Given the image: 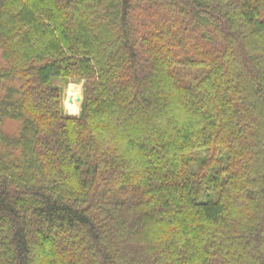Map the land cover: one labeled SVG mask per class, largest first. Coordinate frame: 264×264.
Listing matches in <instances>:
<instances>
[{"label":"trees","instance_id":"obj_1","mask_svg":"<svg viewBox=\"0 0 264 264\" xmlns=\"http://www.w3.org/2000/svg\"><path fill=\"white\" fill-rule=\"evenodd\" d=\"M0 51V264H264V0H0Z\"/></svg>","mask_w":264,"mask_h":264},{"label":"rangeland","instance_id":"obj_2","mask_svg":"<svg viewBox=\"0 0 264 264\" xmlns=\"http://www.w3.org/2000/svg\"><path fill=\"white\" fill-rule=\"evenodd\" d=\"M2 63H3V60L1 58V51H0V65ZM54 85L62 90V93H63V108H64L65 113L67 115H70V116H79L81 114V112H82V103L80 104V112L78 114H70L69 111L66 108V102H68V100H69L68 90H69L71 85L77 86L78 91L80 92V95L83 98V96H84V82H71L70 81L68 83H65L62 80L58 79V80L54 81Z\"/></svg>","mask_w":264,"mask_h":264},{"label":"water","instance_id":"obj_3","mask_svg":"<svg viewBox=\"0 0 264 264\" xmlns=\"http://www.w3.org/2000/svg\"><path fill=\"white\" fill-rule=\"evenodd\" d=\"M77 101L80 102V103H82V102H83V98H82V96H79L78 99H77ZM70 102L72 103L73 100H70Z\"/></svg>","mask_w":264,"mask_h":264},{"label":"bare ground","instance_id":"obj_4","mask_svg":"<svg viewBox=\"0 0 264 264\" xmlns=\"http://www.w3.org/2000/svg\"><path fill=\"white\" fill-rule=\"evenodd\" d=\"M79 96H80V95H79ZM79 96H78V97H79ZM78 97H77V99H78ZM77 99H76V100H77ZM70 100H72V99H70ZM70 100H69V102H70ZM77 102H78V101H77ZM70 103H71V102H70ZM79 103H80V102H79Z\"/></svg>","mask_w":264,"mask_h":264}]
</instances>
